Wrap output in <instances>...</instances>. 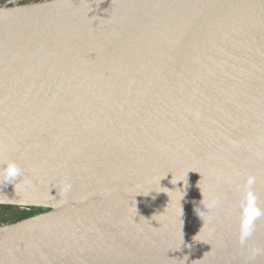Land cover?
<instances>
[{
  "label": "water",
  "instance_id": "95a60500",
  "mask_svg": "<svg viewBox=\"0 0 264 264\" xmlns=\"http://www.w3.org/2000/svg\"><path fill=\"white\" fill-rule=\"evenodd\" d=\"M5 204L0 264H264V0L0 9Z\"/></svg>",
  "mask_w": 264,
  "mask_h": 264
},
{
  "label": "trees",
  "instance_id": "16d2710c",
  "mask_svg": "<svg viewBox=\"0 0 264 264\" xmlns=\"http://www.w3.org/2000/svg\"><path fill=\"white\" fill-rule=\"evenodd\" d=\"M48 211L45 208L0 205V227L17 223Z\"/></svg>",
  "mask_w": 264,
  "mask_h": 264
},
{
  "label": "rangeland",
  "instance_id": "374dc122",
  "mask_svg": "<svg viewBox=\"0 0 264 264\" xmlns=\"http://www.w3.org/2000/svg\"><path fill=\"white\" fill-rule=\"evenodd\" d=\"M20 1L21 2H16V3L14 2L13 4H10L8 6L0 5V9H6V8H11V7H17V6L33 5V4H38V3L45 2V1H50V0H20Z\"/></svg>",
  "mask_w": 264,
  "mask_h": 264
},
{
  "label": "clouds",
  "instance_id": "9594fccd",
  "mask_svg": "<svg viewBox=\"0 0 264 264\" xmlns=\"http://www.w3.org/2000/svg\"><path fill=\"white\" fill-rule=\"evenodd\" d=\"M18 171L19 170L14 165H11L8 168L7 175L8 177H14L18 174Z\"/></svg>",
  "mask_w": 264,
  "mask_h": 264
},
{
  "label": "flooded vegetation",
  "instance_id": "af4514ba",
  "mask_svg": "<svg viewBox=\"0 0 264 264\" xmlns=\"http://www.w3.org/2000/svg\"><path fill=\"white\" fill-rule=\"evenodd\" d=\"M16 3V2H21L20 0H0V5L2 6H8L10 4H13V3ZM25 3V2H24Z\"/></svg>",
  "mask_w": 264,
  "mask_h": 264
}]
</instances>
